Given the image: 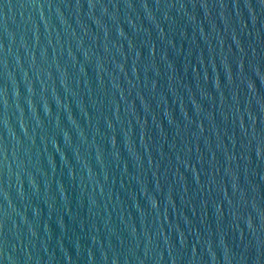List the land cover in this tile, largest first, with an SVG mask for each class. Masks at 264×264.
<instances>
[{"label": "water", "instance_id": "1", "mask_svg": "<svg viewBox=\"0 0 264 264\" xmlns=\"http://www.w3.org/2000/svg\"><path fill=\"white\" fill-rule=\"evenodd\" d=\"M0 264H264V0H0Z\"/></svg>", "mask_w": 264, "mask_h": 264}]
</instances>
